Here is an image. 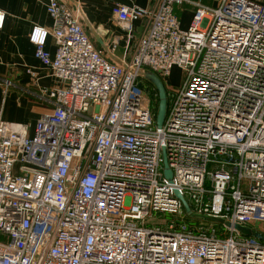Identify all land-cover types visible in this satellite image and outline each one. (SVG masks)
Instances as JSON below:
<instances>
[{
	"label": "built area",
	"instance_id": "built-area-1",
	"mask_svg": "<svg viewBox=\"0 0 264 264\" xmlns=\"http://www.w3.org/2000/svg\"><path fill=\"white\" fill-rule=\"evenodd\" d=\"M68 1L46 0L53 56L45 30L29 37L64 83L47 92L50 112L29 135L0 108V264H264V241L233 228L264 237L252 226L264 224V0L114 4L128 34L146 22L121 65L93 48ZM184 4L187 29L174 13ZM175 67L184 80L157 127L138 79ZM179 195L231 227L188 226ZM164 214L174 218L147 222Z\"/></svg>",
	"mask_w": 264,
	"mask_h": 264
},
{
	"label": "crops",
	"instance_id": "crops-1",
	"mask_svg": "<svg viewBox=\"0 0 264 264\" xmlns=\"http://www.w3.org/2000/svg\"><path fill=\"white\" fill-rule=\"evenodd\" d=\"M200 1L207 5L211 3V0ZM67 3L76 9L93 48L110 63L121 65L131 58L137 41L144 34L146 22H134L128 34L112 16V6L120 4L154 9L157 1L69 0ZM0 11L4 14L0 29L1 116L5 122L27 125L31 135L36 121L52 108L47 92L64 87V83L52 76L35 58V46L29 40L33 28L45 30L47 36L43 48L53 56L52 20L46 12V0H0ZM174 13L180 28L187 29L192 22L193 7L184 4L175 7ZM165 92L171 94L169 88H165Z\"/></svg>",
	"mask_w": 264,
	"mask_h": 264
},
{
	"label": "rangeland",
	"instance_id": "rangeland-1",
	"mask_svg": "<svg viewBox=\"0 0 264 264\" xmlns=\"http://www.w3.org/2000/svg\"><path fill=\"white\" fill-rule=\"evenodd\" d=\"M259 1H262V0H259ZM148 75H155V74L146 70V71H144V73L141 74V76L138 79V82H139V84H141V87H142L141 90H143L144 96H146V98L149 101V106H151L153 108V104L154 105L157 104V108H158V93H157L154 85L151 83V81L146 78V76H148ZM160 80L167 90H168V88L171 91L177 90L178 88H180V86L184 80V72L181 69L175 67L171 70L169 77H167L165 79H160ZM169 97H170L169 94L166 93V109H165V115L164 116H166V113L168 112V108L170 106V98ZM167 98H169V100ZM184 215H185L184 220H186V223L190 227H193L196 225L213 226L216 230V233H218V234L223 233L224 226L218 220L195 217V216L189 215L186 212ZM173 218L174 217L169 215V214L155 215L153 218H148L147 222L148 223H162V221H164V220H171ZM252 226L259 229L260 231H263V229H264L263 223H258V224L253 223ZM2 237H3V235L0 234V240L2 239Z\"/></svg>",
	"mask_w": 264,
	"mask_h": 264
},
{
	"label": "water",
	"instance_id": "water-1",
	"mask_svg": "<svg viewBox=\"0 0 264 264\" xmlns=\"http://www.w3.org/2000/svg\"><path fill=\"white\" fill-rule=\"evenodd\" d=\"M148 79L154 84L155 89L158 93V108H157L155 120H156V126L161 127L163 120H164V117H165L164 115H165V109H166L165 88H164L161 80L157 76L148 75ZM138 86L141 87V84H139ZM164 174L168 180H171V172L168 169L165 161H164ZM179 198L183 202L185 212L188 213L189 215L195 216V217H201V218H205V219H213V220L215 219V218L200 216V215H196V214L192 213L188 204L183 199V197L179 195ZM215 220L220 221L222 223V225L225 227H231V224L226 220H223V219H215ZM233 228L236 231H238L239 233H241L242 235H244V237H253V238L259 239L261 241H264L263 235H261L259 232L255 231V230L251 229L249 226H242V225L234 224Z\"/></svg>",
	"mask_w": 264,
	"mask_h": 264
},
{
	"label": "trees",
	"instance_id": "trees-1",
	"mask_svg": "<svg viewBox=\"0 0 264 264\" xmlns=\"http://www.w3.org/2000/svg\"><path fill=\"white\" fill-rule=\"evenodd\" d=\"M169 100V98H167ZM154 103V102H153ZM168 104V103H167ZM153 111L156 114L157 113V104H153Z\"/></svg>",
	"mask_w": 264,
	"mask_h": 264
}]
</instances>
